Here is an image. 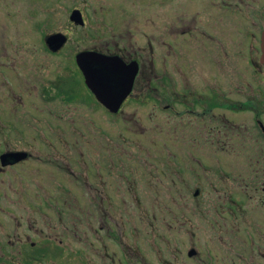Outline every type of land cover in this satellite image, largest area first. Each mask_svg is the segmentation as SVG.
Segmentation results:
<instances>
[{"label": "flooded vegetation", "instance_id": "1", "mask_svg": "<svg viewBox=\"0 0 264 264\" xmlns=\"http://www.w3.org/2000/svg\"><path fill=\"white\" fill-rule=\"evenodd\" d=\"M189 17L176 21L178 39L175 43L163 42L165 50L159 72L152 48L148 52L139 49L140 54L137 51L85 48L54 63L53 59L63 53L68 43L67 34L60 31L45 32L41 36V58L32 56L34 60H26L23 55L19 56L22 53L8 50L0 54V264H56L57 249L60 248L56 221L57 216L62 218L57 212V202L77 201L79 196L83 197L87 215L90 211L87 203L95 204L100 222L105 210L113 213L112 208L119 198L115 199L111 194L114 185L107 184L111 179L105 177H112L115 171L100 163V149L93 153L97 156H93L80 147L78 138L72 140L74 122H81L82 129L86 122L95 121L93 114L88 116L78 111L74 115L76 108L100 110L109 116L121 114L130 119L133 117L135 122V111L126 114V108L151 105L161 109L167 120L175 123L170 128L180 140L181 159L191 170L210 169L211 165L202 162L204 154L211 156L217 148L224 151L231 138L253 137L259 147L250 148L254 156L252 153L246 156L257 162H245L236 170L242 171L244 187H253L261 193L244 198L256 197V202L264 206V69L259 60L260 49H257L258 59L249 60L256 83H250L248 68L246 73L239 68L231 69L230 74L226 73L227 81H222L217 76L215 34L205 23H198L197 14ZM69 21L76 26L84 25ZM262 31L264 22L259 30V46ZM56 33L62 34L65 42L58 50H51L46 38ZM191 43L199 58L200 53L202 59L208 55L210 67L198 64V56L190 50ZM90 50L107 57L117 56L122 65L131 62L137 65L131 89L116 113L110 112L97 99L77 64L76 55ZM202 64L205 66L203 61ZM95 65L104 72L114 93L121 96L126 76L124 66L113 67L107 62ZM231 76H234V82ZM247 117L252 123L250 127ZM75 132L80 135V131ZM73 152L75 158H72ZM72 163L79 169H72ZM122 176L120 179L124 184L121 188L140 200L132 176L127 178L126 172ZM72 181L80 187L81 193L72 188ZM230 199L228 209L232 206L237 211L240 209L248 218L262 211L261 215L249 219L245 223L247 226L238 227L231 221V226L226 227L225 260L222 262L264 264V208L256 207L257 211L251 213L250 208L243 205L244 201L240 205L239 201ZM104 202L111 206L104 207ZM235 210H230L231 216L235 217ZM86 219L89 227L88 217ZM102 228L103 224H98L93 231L100 237ZM117 239H120L119 235ZM127 246V250L119 248L112 253H107L103 247L110 260L100 264H153L157 261L146 260V256L141 257L132 250V245ZM127 251L131 256L127 257ZM188 251V257L198 256L196 251L189 256ZM157 256L163 258L158 264L171 263L166 254ZM219 256L222 257L215 254V264H219ZM83 264H91L90 259L86 258Z\"/></svg>", "mask_w": 264, "mask_h": 264}, {"label": "rangeland", "instance_id": "2", "mask_svg": "<svg viewBox=\"0 0 264 264\" xmlns=\"http://www.w3.org/2000/svg\"><path fill=\"white\" fill-rule=\"evenodd\" d=\"M73 8L82 12L83 26L69 21ZM192 14H197L198 23H205L216 36L217 76L227 81L226 73L230 74L231 69L239 68L246 73L248 68L250 83H256L249 60L256 61L259 56L258 36L264 22V0H0V54L8 50L22 53L19 56L23 55L26 60H34L32 56L41 58V36L45 32L60 31L67 34L68 43L63 53L53 59L54 63L85 48L137 51L138 54L139 49L148 52L152 48L159 72L165 50L163 42L175 43L178 39L176 21ZM190 50L199 58L192 43ZM201 57L198 64L210 67L208 55ZM231 77L234 82V76ZM76 110L74 115L78 111L88 116L93 114L95 121L86 122L82 129L81 122H74L72 140L78 138L80 147L93 156H97L93 153L100 149V163L115 171L112 177L105 179H111L107 184L114 185L111 194L119 199L112 208L113 213L105 210L101 222L95 204L87 203L90 210L87 215L83 197L79 196L77 201L58 200L57 212L62 218L57 216L56 221L60 247L56 264H83L86 258L91 264L109 262L103 247L107 253H112L119 248L127 250V245H132V250L141 257L146 256V260L157 259L153 264L163 259L157 256L160 253L166 254L170 264H215V254H220L219 264H224L226 227L231 226V221L238 227L247 226L249 219L261 215L260 209L254 213L256 207L264 208L256 202V197L244 198L261 193L253 187H244L242 171L236 170L245 162H257L246 156L251 153L254 156L250 148L259 147L256 139L251 136L231 138L224 151L217 148L211 156L204 154L202 162L211 165L210 169L191 170L182 161L180 140L170 128L175 123L167 120L161 109L151 105L126 108V114L135 111L136 122L133 117L121 114L109 116L91 108ZM247 124L252 125L249 117ZM72 158H75L74 152ZM76 168L79 169L78 165L72 163V169ZM123 172L127 178L132 176L140 200L121 188ZM72 188L81 193L74 181ZM195 189L199 190L196 196L193 195ZM230 198L240 205L244 201L243 205L254 214L248 218L232 206L230 210L237 213L231 216ZM110 206L104 202V207ZM98 224H103L100 237L93 231ZM191 248L198 254L196 258L187 256ZM136 258L140 261L139 256Z\"/></svg>", "mask_w": 264, "mask_h": 264}, {"label": "water", "instance_id": "3", "mask_svg": "<svg viewBox=\"0 0 264 264\" xmlns=\"http://www.w3.org/2000/svg\"><path fill=\"white\" fill-rule=\"evenodd\" d=\"M69 19L78 25H83L84 21L82 15L78 9H73L70 13ZM65 42V37L60 33L50 35L46 38V43L51 50H58ZM260 63L264 68V31H262L260 36ZM76 61L84 74L85 82L88 87L95 94L97 99L112 113H116L128 92L131 89L134 77L137 73V65L135 62H131L129 65H122L119 57L112 56L107 57L97 53L93 50L84 51L76 55ZM107 62L113 67L124 66L125 81L123 94L117 95L112 90L110 83L104 77V72L99 70L97 65ZM198 194V190L194 191V196ZM195 254L194 249L188 251V255L192 256Z\"/></svg>", "mask_w": 264, "mask_h": 264}]
</instances>
